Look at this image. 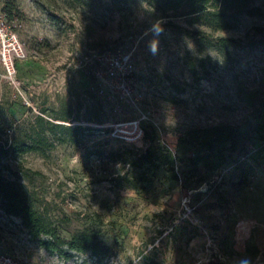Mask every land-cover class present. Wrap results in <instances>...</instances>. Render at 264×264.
I'll list each match as a JSON object with an SVG mask.
<instances>
[{
  "label": "rangeland",
  "instance_id": "rangeland-1",
  "mask_svg": "<svg viewBox=\"0 0 264 264\" xmlns=\"http://www.w3.org/2000/svg\"><path fill=\"white\" fill-rule=\"evenodd\" d=\"M6 1L0 22L25 58L12 79L0 63V144L37 117L82 130L64 144L47 133L50 150L9 157L3 174L62 236L92 230L110 254L51 256L1 209L0 253L21 264H264V0L253 2L260 16L215 33L142 0H14L11 17ZM216 38L233 42L212 50ZM122 56L127 75H96ZM132 122L141 141L114 134Z\"/></svg>",
  "mask_w": 264,
  "mask_h": 264
},
{
  "label": "trees",
  "instance_id": "trees-1",
  "mask_svg": "<svg viewBox=\"0 0 264 264\" xmlns=\"http://www.w3.org/2000/svg\"><path fill=\"white\" fill-rule=\"evenodd\" d=\"M86 1V0H72ZM116 5H126L134 0H111ZM150 3L154 11L163 16L169 12L179 11L182 16H188L194 22L205 25L212 33L234 30L243 16H260L261 10L254 6L255 0H142ZM16 9L14 0H7L4 12L11 17ZM233 42L231 38H216L215 43H209V48L217 51H227ZM264 47V39L260 41ZM80 127H63L36 118V124L31 131L24 134L23 139H13L10 143L0 144V209L11 217L20 220L36 245L51 256L70 260L75 254H89L96 261L109 256V247L92 230L83 229L64 237L60 233L57 222L49 215L45 207H38L20 190L17 182L8 179L3 174L4 162L11 156L18 157L29 153L45 154L54 143L49 141L47 133L51 134L58 143L72 142L80 133ZM144 157L149 153L143 152ZM176 179V175H173ZM242 253L251 257L257 255L252 249H242Z\"/></svg>",
  "mask_w": 264,
  "mask_h": 264
},
{
  "label": "built area",
  "instance_id": "built-area-1",
  "mask_svg": "<svg viewBox=\"0 0 264 264\" xmlns=\"http://www.w3.org/2000/svg\"><path fill=\"white\" fill-rule=\"evenodd\" d=\"M25 58L24 47L19 43L17 36L9 32L2 22H0V63L3 71L8 78L12 79L15 76V61ZM129 59L125 56L110 58L108 65L103 72H97V76L104 78L106 81H111L119 74L127 75ZM50 77L44 81L50 84ZM41 85L31 87L34 91H40ZM121 129H115L114 134H119L123 139L138 142L143 138V133L137 123L132 122L127 126H118ZM117 127V128H118ZM0 264H21L15 256L7 253H0Z\"/></svg>",
  "mask_w": 264,
  "mask_h": 264
},
{
  "label": "clouds",
  "instance_id": "clouds-1",
  "mask_svg": "<svg viewBox=\"0 0 264 264\" xmlns=\"http://www.w3.org/2000/svg\"><path fill=\"white\" fill-rule=\"evenodd\" d=\"M151 50H152V52H153V53H155V51H156V48H155V46H154V45H153V47H152V49H151Z\"/></svg>",
  "mask_w": 264,
  "mask_h": 264
}]
</instances>
